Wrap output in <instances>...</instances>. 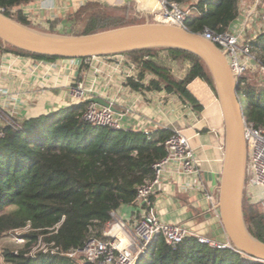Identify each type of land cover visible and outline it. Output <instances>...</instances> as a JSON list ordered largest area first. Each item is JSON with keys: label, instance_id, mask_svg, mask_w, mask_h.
<instances>
[{"label": "trees", "instance_id": "16d2710c", "mask_svg": "<svg viewBox=\"0 0 264 264\" xmlns=\"http://www.w3.org/2000/svg\"><path fill=\"white\" fill-rule=\"evenodd\" d=\"M30 0H0V11L17 22L31 26L17 8ZM189 8L184 26L193 33L204 27L222 32L239 15V0H175ZM193 7L197 9L194 10ZM13 8H17L12 10ZM71 34L142 23L130 5L112 6L86 2L68 15ZM51 21L48 31H54ZM255 58L264 65V29L247 40ZM0 50L42 60L61 57L26 52L0 41ZM182 56L190 66L181 79L170 71L168 62L157 55ZM130 58L149 55L138 63L127 84L135 90H164L177 94L195 109L197 100L187 85L203 79L215 91L212 77L196 55L176 49H143L123 53ZM91 57L80 58L83 62ZM150 75V77H149ZM237 94L243 117L264 128V86L256 88L245 74L237 81ZM85 100L48 113L23 119L19 128L3 127L0 138V237L22 231L25 241L17 249H5L6 264H92L79 262L68 253L82 249L88 239L103 238L102 231L111 220V212L121 205L136 208L139 186L152 178L153 164L165 156L163 142L171 134L168 128L143 132L96 125L82 120ZM242 213L251 235L264 242V207L244 195ZM43 241L44 248H28ZM135 264H260L242 258L230 249L212 248L195 237H186L174 246L158 237Z\"/></svg>", "mask_w": 264, "mask_h": 264}, {"label": "crops", "instance_id": "0c3cea01", "mask_svg": "<svg viewBox=\"0 0 264 264\" xmlns=\"http://www.w3.org/2000/svg\"><path fill=\"white\" fill-rule=\"evenodd\" d=\"M86 2L130 5L144 21L159 22L157 0H30L17 8L35 26L47 30L50 22L56 21L54 30L68 33L63 32L70 27L68 15ZM252 4L253 0L238 1L239 21L231 25L233 31L241 27ZM262 24L259 17L251 19L245 30L250 38L246 39H254ZM157 57L167 59L171 73L178 79L190 66L187 60L172 64V56L165 52ZM130 59L124 54L91 57L81 68L82 62L76 58L42 60L0 50V109L21 122L78 102L71 97L70 86L82 82L87 90L83 100L98 98L108 102L125 130L180 129L197 159L198 173L177 175L171 172L172 168L164 173L161 186L152 195L157 216L165 223L184 226L218 242L229 241L217 207L225 127L216 92L201 78L190 81L187 88L201 106L195 109L174 93L132 89L126 82L127 75L132 73ZM0 123L5 124L2 117ZM135 211L132 206L121 205L114 212L130 222Z\"/></svg>", "mask_w": 264, "mask_h": 264}, {"label": "built area", "instance_id": "2783aa9c", "mask_svg": "<svg viewBox=\"0 0 264 264\" xmlns=\"http://www.w3.org/2000/svg\"><path fill=\"white\" fill-rule=\"evenodd\" d=\"M157 8L159 22L185 28L184 20L189 10L187 6L175 0H157ZM193 9L197 8L193 7ZM254 17H259L264 25V0H253V4L246 11L242 25L238 30L228 29L216 32L204 27L198 33L224 53L236 82L253 66H259L264 72V65H261L254 57L247 41L249 39L245 37L246 26ZM145 59L153 60L154 57L143 55L131 58L132 73L127 77L131 76L136 65ZM183 60L189 61L179 55L172 56V64ZM253 62H256V65H253ZM86 92V87L82 82H76L70 86V95L76 101H82ZM0 117L5 120V124L0 123V138L3 137L5 125L11 128L20 127V122L12 114H8L2 109H0ZM81 118L92 124L121 128L111 107L102 106L91 99L86 101ZM243 135L247 151L245 195L249 201L260 203L264 207V128L255 126L243 117ZM163 147L165 156L153 164L152 178L137 189L135 199L140 212L139 218L134 216L130 222H127L117 217L112 211L111 220L107 222L102 231L103 238L92 237L88 239L82 249L72 251L68 255L78 257L81 263L135 264L158 237L168 246H174L186 237H195L201 244L212 248H227L237 253V249L229 241L218 242L198 235L184 226L165 223L158 218L153 206L152 195L161 186L164 173L169 171V168H172L171 172L177 175L195 176L198 173L197 159L188 138L180 129L171 130V134L163 142ZM186 185L192 184L187 183ZM259 263L264 264V260Z\"/></svg>", "mask_w": 264, "mask_h": 264}, {"label": "water", "instance_id": "95a60500", "mask_svg": "<svg viewBox=\"0 0 264 264\" xmlns=\"http://www.w3.org/2000/svg\"><path fill=\"white\" fill-rule=\"evenodd\" d=\"M0 41L3 46L61 58L102 57L154 48L182 50L199 57L212 77L225 127L224 162L217 202L221 224L242 258L257 262L264 260V242L251 235L242 213L247 151L237 82L224 53L216 45L184 27L162 22L147 20L74 35L27 26L1 11ZM91 100L111 107L104 100Z\"/></svg>", "mask_w": 264, "mask_h": 264}, {"label": "rangeland", "instance_id": "374dc122", "mask_svg": "<svg viewBox=\"0 0 264 264\" xmlns=\"http://www.w3.org/2000/svg\"><path fill=\"white\" fill-rule=\"evenodd\" d=\"M136 17H138L136 14H134ZM139 18V17H138ZM239 21V18L235 19L231 25H235L237 24ZM144 22V20L142 19V23ZM154 22V21H152ZM231 25H230V28L231 30H233L231 28ZM31 27H34V28H37V29H40V30H44L43 28H40L39 26H35L33 24H31ZM260 29V32L264 29V25H262V27L258 28ZM73 30V27H69L68 30H63L64 31H68V33H70V31ZM44 31H48L47 30H44ZM59 31V32H57ZM54 33H60V30H54L53 31ZM255 33H259L258 31H255ZM245 37L246 38H250L249 34H245ZM255 52V51H254ZM253 53L254 57H255V53ZM255 61V60H254ZM253 65H256V62H253ZM245 77L248 79L249 83H251L253 86H255L256 88H260V86H264V72L262 71V69H260L259 66H253L252 68L248 69L246 72H245ZM244 195H245V190H244ZM246 196V195H245ZM22 231H15V232H11L5 236H1L0 237V264H6L5 261L3 260V251L5 249H17V248H20L22 246H24L25 244V241L19 237V234L21 233ZM45 247V244L43 241H40V242H37L35 244H33V246H30V248H28V250L30 252H35L37 251L38 249H41V248H44Z\"/></svg>", "mask_w": 264, "mask_h": 264}]
</instances>
